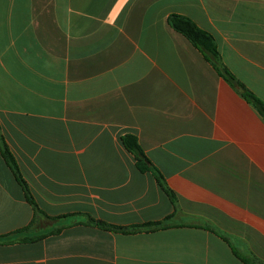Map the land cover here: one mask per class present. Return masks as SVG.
<instances>
[{
    "label": "crops",
    "instance_id": "1",
    "mask_svg": "<svg viewBox=\"0 0 264 264\" xmlns=\"http://www.w3.org/2000/svg\"><path fill=\"white\" fill-rule=\"evenodd\" d=\"M172 14L211 33L264 103V0H0V135L39 208L73 215L37 217L0 150V237L31 227L0 239V264H264V117Z\"/></svg>",
    "mask_w": 264,
    "mask_h": 264
},
{
    "label": "trees",
    "instance_id": "2",
    "mask_svg": "<svg viewBox=\"0 0 264 264\" xmlns=\"http://www.w3.org/2000/svg\"><path fill=\"white\" fill-rule=\"evenodd\" d=\"M168 24L174 31L184 36L196 49H198L202 53V55L205 57V59L214 67L217 73L221 77H223L226 81H228L230 85L234 87L244 99H246L251 105H253L258 110V112L260 113L262 117H264V103L258 97H256L251 91H249L241 82H239L235 78V76L229 71V69L224 65V63L222 62L219 50H218L216 39L211 33L200 28L189 17L179 15V14L170 15L168 18ZM121 141H122L124 148L135 157L136 166L138 170L141 173L150 172L154 174L161 189L169 197L172 204L176 206L177 205L176 195L174 194L173 191L169 189L162 173L153 165L151 160L148 158V156L142 149L137 136L132 135V134H126L121 137ZM0 150H1V154L6 164L13 172L16 178V181L22 187L25 193L26 200L35 208L37 217L45 216L49 220L59 221L61 219L73 216V215H68V216H60V217H54V218L48 217L39 208L38 204L36 203L30 191V188L20 171V167L14 155L10 151L7 143L2 138L1 135H0ZM169 220L170 218L166 219V221H163V222L146 223L142 225H135L132 227H119V226L108 224L103 221L95 220L90 217L89 224L94 225L95 227H98L102 230L109 231V232L133 234V233H138L142 231L153 232L157 230L166 229L170 226V224L168 223ZM30 229L31 227H27L19 231H16L12 233L11 235L1 236L0 239H9L13 235H22L28 232ZM59 231L60 229L53 230L50 232V234H56ZM44 237H46L45 234L41 236H33V237H28V236L19 237L17 240L23 241V242H35ZM236 255H238V257H240V259L245 264H262V263L254 262L249 259L243 258L237 252H236Z\"/></svg>",
    "mask_w": 264,
    "mask_h": 264
},
{
    "label": "rangeland",
    "instance_id": "3",
    "mask_svg": "<svg viewBox=\"0 0 264 264\" xmlns=\"http://www.w3.org/2000/svg\"><path fill=\"white\" fill-rule=\"evenodd\" d=\"M242 256V255H241ZM243 258H246V259H249V260H251V261H254V262H257L256 260H254L253 258H249V257H247V256H242ZM259 263V262H258Z\"/></svg>",
    "mask_w": 264,
    "mask_h": 264
}]
</instances>
